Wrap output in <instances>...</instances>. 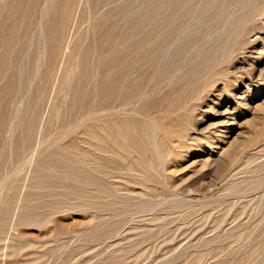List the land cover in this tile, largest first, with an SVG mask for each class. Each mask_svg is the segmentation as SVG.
I'll return each mask as SVG.
<instances>
[{
	"label": "rangeland",
	"instance_id": "1",
	"mask_svg": "<svg viewBox=\"0 0 264 264\" xmlns=\"http://www.w3.org/2000/svg\"><path fill=\"white\" fill-rule=\"evenodd\" d=\"M263 70L264 0H0V264H264Z\"/></svg>",
	"mask_w": 264,
	"mask_h": 264
},
{
	"label": "bare ground",
	"instance_id": "2",
	"mask_svg": "<svg viewBox=\"0 0 264 264\" xmlns=\"http://www.w3.org/2000/svg\"><path fill=\"white\" fill-rule=\"evenodd\" d=\"M262 48V47H261ZM185 59V58H184ZM256 63V62H255ZM264 71V70H263ZM254 72V71H253ZM252 75V74H251ZM264 75V74H263ZM251 77V76H250ZM263 78V77H262ZM250 80V79H249ZM254 81V80H253ZM256 82V81H255ZM238 84V83H237ZM231 86V85H230ZM247 87V86H246ZM216 94V93H215ZM245 95V94H244ZM237 96V95H236ZM240 97V96H239ZM246 97V96H245ZM248 98V97H247ZM220 99V98H219ZM245 101V100H244ZM216 102V101H215ZM237 106V105H236ZM208 109V108H207ZM216 111V110H215ZM224 113V112H223ZM223 115V114H222ZM224 116V115H223ZM201 123V122H200ZM211 135V134H210ZM204 136V135H203ZM223 136V135H222ZM115 137V136H114ZM228 137V136H226ZM222 141V140H221ZM235 141V140H234ZM217 142V141H216ZM224 142V141H223ZM231 143V142H229ZM221 145V144H220ZM219 148V147H218ZM227 150V149H226Z\"/></svg>",
	"mask_w": 264,
	"mask_h": 264
}]
</instances>
